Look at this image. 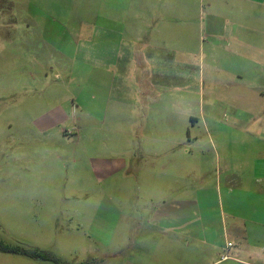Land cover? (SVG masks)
<instances>
[{
    "label": "rangeland",
    "instance_id": "1",
    "mask_svg": "<svg viewBox=\"0 0 264 264\" xmlns=\"http://www.w3.org/2000/svg\"><path fill=\"white\" fill-rule=\"evenodd\" d=\"M258 1L0 0V245L70 264H182L183 250L172 243L183 225L175 233L168 226H180L190 207L192 235L207 232L184 264L223 254L229 260L217 264H264L258 241L223 233L218 196L149 189L152 168L166 188L162 172L183 163L189 146L203 150L192 160L206 164L209 178L219 163L264 162V66L249 46L264 45ZM136 13L150 23L144 35L173 51L148 54L139 65L136 49L123 69V51H112L123 45L124 18ZM240 72L244 87L261 88L238 95L224 85L238 83ZM248 203L238 199L240 208ZM0 264L56 263L0 249Z\"/></svg>",
    "mask_w": 264,
    "mask_h": 264
},
{
    "label": "crops",
    "instance_id": "2",
    "mask_svg": "<svg viewBox=\"0 0 264 264\" xmlns=\"http://www.w3.org/2000/svg\"><path fill=\"white\" fill-rule=\"evenodd\" d=\"M246 1L248 3L261 2L258 0ZM31 2L33 3L34 1ZM262 2L264 3V0H262ZM126 5L123 4V9L124 12L126 11V15L128 16L132 3ZM33 8L41 9V7L39 6H35ZM124 19L125 20L123 21V39H120V42L123 40V48L121 46L120 49L116 50V53L112 51L113 55L117 53L119 54L123 51V69H125L126 66L130 64L132 57H136L135 53H137V51L139 50L141 53V56L138 57L141 58V61H137L139 65H142L143 58L148 54H156L158 52H162L165 54L167 53V55H169L170 52L173 51L171 50L172 48L170 47V45H168L167 43H165L164 46H159V44L156 45L152 42V38L146 37L144 35L143 30L144 28L149 27L150 23L145 22L143 19H141L138 13H136L135 18L126 17ZM38 23L40 26H44L43 29L45 28L46 24L41 23V19H39ZM131 25L139 26L136 27L134 33L133 30L128 27ZM154 30H156V33L160 36L159 30L157 31V28H155ZM241 41L248 42L247 37L243 35ZM249 46L252 50L250 51L252 57L261 58L258 61L255 60V62L264 66V45L249 43ZM136 49L138 50L135 52ZM250 52L248 53L250 54ZM80 53H82L81 49H78L77 54ZM163 71H165L164 77L169 80L167 84H169L170 82L172 83V76H168L169 73L167 74V72H171L169 68H165ZM235 75H233L235 76V79L237 78L240 80L238 83L231 80L230 82L227 81L226 83H224V85L228 87L235 86L233 89L238 90V95H240V90L246 89L252 91L254 88H261L260 84H249L247 85L248 87H244V85L246 84H244V81H242V73L240 72ZM230 90L231 96H233L234 90ZM258 97L264 99V90H261L258 93ZM229 99H232L230 100L231 103L236 102V100H234L233 98H226V100ZM220 150V152L223 153L225 156L227 155L228 150H226L225 147L220 146ZM182 153L184 157L183 163L177 164L175 161H172L170 165H167L168 167H166V170L162 172V174L164 175L162 179L166 181L168 185L166 188L160 189L161 183L158 184L161 178L160 171L158 170V168H152L151 181L153 180L154 185H150L149 188L150 192L152 193V196H218L220 206L222 207L221 215L222 227H224L223 233L226 235V231L230 230V233L238 234L239 237L243 239V241L247 242L246 239L251 238L254 242L258 241L257 243L261 244L264 247V204L262 205L257 202L264 199V184L260 183V181L264 182V162H256L255 164L242 168L234 165L232 162L223 163V168L222 164L219 163L215 168V172L211 173L212 177L209 178V172L207 171L206 164L202 162L194 164L192 160L193 156H202L203 150L200 147L189 146V148L184 150ZM217 155L218 159H220V154ZM176 178H178V181L176 180ZM212 182H214L215 184L213 186H210ZM176 183L179 185L178 188L176 187ZM193 184H196L198 188H192ZM194 189L196 190L193 191ZM245 196L249 200H251L252 203H248L247 208H240L238 205V199L243 198ZM260 197L261 199L259 200ZM225 201L228 208L223 209V204ZM255 206H257V210L255 209ZM170 213L173 214L172 221L175 222V211H172ZM181 215H183V218L186 216H188L189 218L184 219L182 224L178 227L175 225L176 223H171L168 228H170L173 233H175L183 225V231L179 232L183 235L182 239L173 240L172 247L174 248V250H183V257L181 260L182 264H184L186 262H189L191 259L190 251L192 250V247L194 245L198 247L202 245L201 240L203 236H206L207 230H204L202 232V228H199L197 229L199 233L193 236L191 232L190 207L188 208V210H181ZM223 216L228 217V221H225V219H223ZM193 239L195 240L194 244L192 242ZM229 243L230 242L227 243V250L228 248L232 247V245H228ZM132 250L133 249H131V251ZM228 257L229 256L223 254L220 256L219 260L210 264L220 263ZM171 261L173 264L181 263L173 258L171 259ZM120 264H141V262L139 259H126L123 262H120Z\"/></svg>",
    "mask_w": 264,
    "mask_h": 264
},
{
    "label": "trees",
    "instance_id": "3",
    "mask_svg": "<svg viewBox=\"0 0 264 264\" xmlns=\"http://www.w3.org/2000/svg\"><path fill=\"white\" fill-rule=\"evenodd\" d=\"M0 249L8 252V253H21L23 255L36 258V259H41L45 261H51L56 264H70L64 261H61L59 258L45 252V251H40V250H24V249H19L16 247H7V246H2L0 245ZM83 264H88V263H83Z\"/></svg>",
    "mask_w": 264,
    "mask_h": 264
},
{
    "label": "built area",
    "instance_id": "4",
    "mask_svg": "<svg viewBox=\"0 0 264 264\" xmlns=\"http://www.w3.org/2000/svg\"><path fill=\"white\" fill-rule=\"evenodd\" d=\"M228 245L231 246V243H229Z\"/></svg>",
    "mask_w": 264,
    "mask_h": 264
}]
</instances>
